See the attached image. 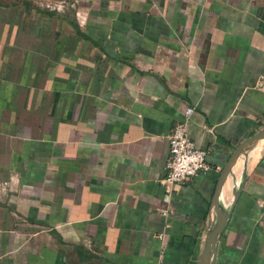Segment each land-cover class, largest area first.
<instances>
[{
    "label": "crops",
    "instance_id": "crops-1",
    "mask_svg": "<svg viewBox=\"0 0 264 264\" xmlns=\"http://www.w3.org/2000/svg\"><path fill=\"white\" fill-rule=\"evenodd\" d=\"M263 131L264 0H0V264H264Z\"/></svg>",
    "mask_w": 264,
    "mask_h": 264
},
{
    "label": "built area",
    "instance_id": "built-area-1",
    "mask_svg": "<svg viewBox=\"0 0 264 264\" xmlns=\"http://www.w3.org/2000/svg\"><path fill=\"white\" fill-rule=\"evenodd\" d=\"M192 112V107H184L181 120L171 128L167 136V156L161 181L163 186L183 184L210 169L206 153L197 149L187 136L186 127Z\"/></svg>",
    "mask_w": 264,
    "mask_h": 264
},
{
    "label": "water",
    "instance_id": "water-1",
    "mask_svg": "<svg viewBox=\"0 0 264 264\" xmlns=\"http://www.w3.org/2000/svg\"><path fill=\"white\" fill-rule=\"evenodd\" d=\"M261 139H264V131L251 136L249 139H247L238 147L237 151H239L243 146L254 143ZM228 169H229V164L224 168V173H226ZM218 187H216L215 194L217 193ZM224 219H225L224 215L217 214L214 225L212 226V228L208 230L199 264H209L208 262L209 254H212L213 252L214 241L216 236L222 230Z\"/></svg>",
    "mask_w": 264,
    "mask_h": 264
},
{
    "label": "bare ground",
    "instance_id": "bare-ground-1",
    "mask_svg": "<svg viewBox=\"0 0 264 264\" xmlns=\"http://www.w3.org/2000/svg\"><path fill=\"white\" fill-rule=\"evenodd\" d=\"M262 141H264V139L263 140H260V141H258V143H260V142H262ZM254 149V148H253ZM252 153V152H251ZM214 225V224H213Z\"/></svg>",
    "mask_w": 264,
    "mask_h": 264
}]
</instances>
